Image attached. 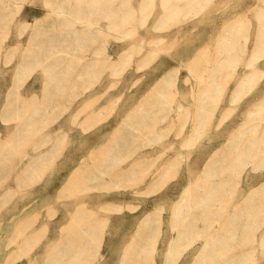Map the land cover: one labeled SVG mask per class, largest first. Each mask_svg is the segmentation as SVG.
Instances as JSON below:
<instances>
[{
  "label": "bare ground",
  "instance_id": "bare-ground-1",
  "mask_svg": "<svg viewBox=\"0 0 264 264\" xmlns=\"http://www.w3.org/2000/svg\"><path fill=\"white\" fill-rule=\"evenodd\" d=\"M16 1L17 0H0V60L3 55L2 53L5 49L4 39H2L3 30H4L3 28L6 25H9L13 21L16 11L17 14L20 11L19 7L18 9H16V11L15 8L13 7ZM46 1H47L46 8L43 11V13H41V15L32 16L34 23V24L32 23L33 24L32 26L35 25V28L32 27V29L34 28L33 29L34 31L31 32L32 35L31 34L29 35L31 37H28L30 40H28L26 43V45L28 44L27 45L28 47H26L25 50L26 54L23 57L21 56L22 58L15 65V70L17 75L23 74L24 71L27 69V67L33 64L35 65V67L41 68V71L43 70L45 75L62 74L66 72L70 74L90 75L95 72H103V70L109 66H111L112 68L120 64L125 59L128 53L127 50L119 54L111 50H106L105 51L106 53L104 52L105 54H103L99 49V47L95 46L96 44L92 45L91 43H89L90 40L88 41V38L93 37L95 33L100 32V30L104 26L102 24L103 22L102 20H104L105 18L108 19L109 24H113L115 22L118 23L123 21H130L131 18L134 19L135 17H137L136 16L137 9L133 8L135 0H126L125 7H124V3H119L116 5L115 2H111L109 6L108 4L106 6H97L98 2L100 1L103 2V0H46ZM148 1L149 0H139L138 3L140 9L143 8V6ZM160 1H161V5L164 6V10H163L164 13L162 11L163 15H161L160 18H164L165 16H167L171 10H174V8L178 9L179 6H183V5L185 6L186 4L192 2V0H175V2H172L174 0H160ZM92 5L94 6V8H91ZM96 12L98 13V16H96ZM72 14L75 15L76 17H79L80 19L79 20L80 22H78L79 24L71 17ZM245 18L246 17H244L242 23H244L246 19H247L246 23H249L248 18L246 19ZM29 21H30L29 19H25V24L23 23L25 27L29 25L28 24ZM235 21L232 24H230L229 33L227 34L223 33L225 36L217 42L216 49L214 50V52L212 51V49L205 47L208 49L204 50L205 48H203L204 51L200 50L199 53L196 52L197 54L195 55V57H192L193 59H191V61L189 60L190 62L188 63L192 71V74L197 79V85L200 86L199 87L200 89L196 94V98L193 104L184 105L182 103L179 104L177 103V105H175L174 97H176V95L175 93H174L175 96L172 97L171 95L173 93L172 86L174 88L176 84V80L174 78V72L173 73L171 71L163 72L160 75H157V78L154 80V82L150 84L149 90L145 92V94L142 95V97L139 98L138 101H136L137 103L132 105L125 112V115H123L118 120V123L116 124L112 132L109 135L105 134L107 137L103 138V136L105 135L102 134L101 137L102 139L98 144L87 147V149L84 148L85 150L82 148L83 146H81L80 148L76 147L74 149L75 152H78L79 149H83V151L81 152L79 151L80 154L78 156V160L75 161L76 163L74 164V167L68 173L67 178L63 183V186H61L62 189L60 190V193L61 192L63 193V191L66 190L67 191L74 190V193L76 194L75 196H72L73 198L71 200H66L65 202H63L64 206L62 207L63 208L62 215L58 219V221H63V223L60 224L58 222L59 231H60L58 240L56 242V245H54V247L52 246L53 248L47 254V257L44 261L45 264H79V263L84 264L85 262L86 264L90 263V261L92 260L90 256V254L92 253L91 250L93 249V245L96 244L95 243V235L97 233L96 231L98 230V228L103 227L106 224L103 223L109 218V215L111 216L110 213L108 216H106V214L103 215V213L101 214L100 212L95 211L93 209V205L97 202L95 200H98L99 202V199L102 197L103 198L102 201H104V203H102L100 206H102V208L106 210L108 209V210H113L114 213L116 212V218L120 221V219H124V218L126 219V217L122 215L123 213H121V211H123V208L124 207L126 208V206L122 203H116L115 200L117 193L119 192L136 193L137 185H139V183L141 184L142 182L147 183L148 181L149 182L154 181V183L151 182L152 185L151 187H149L151 189H154L153 186L155 185V183L159 180V178L162 179V177L158 178L159 175H162L163 177H165V175L167 174L170 175L169 165H172L174 161L171 160L172 157L170 156V154L169 157H166V159L163 160L162 162L165 165L168 164L167 167L163 165L156 167L155 163L157 162L156 161L152 162L149 159L154 153L157 152L163 155V153L167 149L166 147L168 146L169 148V144L163 146L162 148H158L157 146H154L149 150H145V152L142 154L141 152L127 153L125 151V148L128 145L135 143L136 140H139V138L141 137L144 139L146 135H147L146 138L148 137L149 143L152 144L153 140H155L156 133L162 127L161 126L162 124L160 125V123L164 120H168V118L171 115L172 117L169 119V122H173L174 120L177 121V119L179 118V120L183 123L182 124L183 127L187 126V124L190 122V121L188 122L187 115L190 113L189 111L190 108H192V106H194L195 108L196 120L193 125L194 126L193 130L192 129L191 130L193 132L194 131L199 132L201 128L203 127L205 128L206 125L210 124L211 119L214 116V113L225 94L226 88L229 86L230 82L233 81V79H235V84L233 88L234 90L230 94L231 100H238L240 98L241 91H243L244 89H250L254 85L256 81L254 82L255 79L253 76L255 72H257L259 69L258 68L256 70L255 68L258 67L257 66L258 60L262 55V53L264 52V44L260 45V38L264 39V31H263L264 26L262 28V31H260L258 35L259 40L254 46L255 49L251 53V57L249 58V61L244 63L243 61L241 62L242 64L246 63L245 64L246 66H251L256 71L252 73L251 70L249 71L247 68H244L240 72L237 70L236 65L239 61H241L240 59L244 60L242 57H244V55L247 54V51L249 49L246 47L247 46L246 42L243 43L240 41L239 38L240 36H242L241 35L242 32L238 31ZM68 25H72L70 28L71 30L61 31L59 33L60 34L59 36L61 38L58 39L56 43L61 44L63 42H67L68 44H70V46L71 44H73L76 48L79 49L78 53H72L71 51L66 49L65 53H57V54L55 53L51 57L43 58V56L41 55L42 49L40 44H42L41 42H43L44 38L43 37L41 38V32H43L47 28L48 30H50L53 27L60 30V28L63 29ZM24 30L22 29V32L19 33L20 36H22ZM19 31H21V29ZM50 36L57 37L55 34L53 35L49 34L48 37ZM68 36L73 37L71 41H66L67 40L66 37ZM4 38L7 39L6 37ZM255 40L254 42H256ZM17 46L19 45L17 44ZM103 46L106 47V44H104ZM9 48L11 49V46ZM251 51L252 50H250V52ZM7 52H5V56ZM23 52L24 51H22V53ZM10 54L11 53H8L7 55ZM115 54H117L116 57H114ZM10 60L11 57L7 58L5 62L8 63ZM226 67H232V70L230 73H228L230 77H228V79H226L225 81L223 80L224 77L221 78L222 76L221 77L219 76L222 74L221 71H223V69ZM70 80H72V78H70ZM188 80L189 79H187L186 81L188 82ZM257 83H259V80ZM127 87L128 86H126V88ZM98 89H100V87ZM78 90L80 91V89ZM18 92H20V90ZM18 92L16 96H13L12 92L9 91L6 97V101H4L5 102L4 109H6L9 112H13L15 117V123L12 129V133L11 134L8 133L7 137L8 135L10 136V138L8 137L9 139H14V138L25 139L28 137H31V139H33L32 137H36V136L40 137L38 141V145L36 146L37 151L35 152L34 155L31 156L28 163H26L30 167H39L42 163L46 161V159L49 157V155L52 153V151L55 148V145L51 144V142L49 144L48 141H51V139L56 138L54 137V135H57L56 139H61L62 137L60 136L59 138L58 134L60 135L66 134L67 130L65 127H67L66 126L67 123L72 118L75 120V122H77L79 116H84V119H86V117L88 119L91 118L90 120L91 122L90 121L88 122L92 123L93 121L92 117H95V114L98 113L97 111L100 110L99 109L96 111L94 106V104L96 103H93L94 100L101 99L96 94L98 93V91H94L96 93L93 94L92 93L84 94V92H81V95L84 97L79 102H77L76 104L74 103L75 105L73 104V102L72 103L69 102V105H67L61 111V115H63V117H61L62 118L61 121L59 120L60 123L56 126L54 124L55 127H52L51 129L44 130L43 120L46 114L44 110L45 107L49 104V102L53 100H61L65 98L69 99V97H71L75 92L73 90H67L63 87L51 88L48 87V85L44 88V91L43 93H41V95L38 93H34L29 99H27L28 97L26 99L25 97L24 98L21 97L22 95L18 94ZM95 94L97 95L95 97L96 99L95 98L93 99L92 96H94ZM102 94H105V92ZM105 95H103V98ZM172 98L174 99V104ZM176 98H178V96ZM109 102L110 103L108 104V106H110V104L113 103V101H109ZM254 108H251L252 110L247 112L246 117H244L243 121L237 126V128L234 129L232 132H230L228 138H226L227 140L224 143H222V145L220 144L221 147L219 149L217 148L218 150L216 151L215 150L213 152L211 151V154L204 161L202 168L200 169L196 178L192 179L187 184V186L184 187V189L178 195L177 199L174 201L175 203L173 204L175 205L171 209L172 210L171 214H169L170 235L168 234L169 237L165 239L166 240L164 242L165 246H163V248H160L159 246V241L164 240V235H163L164 229L161 228L162 227L161 218L157 219L155 217V213L156 211H158L157 210L158 208L155 207L154 210H145L144 214L139 218L138 224H136L137 227L135 226V231L137 230L136 233L134 232V235H132L133 238L122 249L120 261L118 260L119 262H121V264H157V257H158L157 255L159 253L162 254L163 264H231L233 262H238L239 264L243 260H245V262L253 261V264H258L259 262L260 264H264V191H263L264 182H262L260 186V179H259V182H255V184L249 185V187H247L245 190H241L238 188L239 183H241L242 178L244 177V172L247 171L245 170V167L247 165L250 166V171L251 170L254 172L260 171V155H263L260 154V147L262 146L260 145V135H261L260 124L262 123V122L260 123L261 121L260 103L257 104L256 107ZM76 118L78 119L76 120ZM84 119H82V121H85ZM13 120L11 122H13ZM179 120L177 121V124L178 122L181 124ZM94 121H96V118ZM78 123L77 125L79 126ZM86 123L83 124L86 125ZM89 123L87 125L90 126L95 122L92 124ZM73 124L76 125L75 123ZM174 124L175 123H173V125ZM82 126L83 125H81V127ZM172 127H175V125ZM172 127L170 129H172ZM205 129H203V131ZM169 132L168 134H170ZM188 134H192V133H188ZM203 134H201V136ZM78 138L79 137H77V139ZM5 140L6 139L3 140L4 141L3 143H5ZM262 140H263L262 147H264V137ZM84 141L86 140L84 139ZM183 142L184 141H182V143ZM84 145H86V143ZM42 146L45 147L47 146V147L41 148ZM5 148L6 147L3 148L4 150L0 151V166L3 165L2 164L4 161L3 156L7 155V152L2 154L4 151H6ZM62 150L63 149L61 148V151L59 152L61 153ZM84 151H86L87 153ZM179 152L182 153L181 151H178L177 153ZM186 152L188 153L189 151ZM167 153H169V151ZM159 158L163 159L164 157H159ZM173 159H175V157H173ZM183 161L184 159L182 158L179 161V163L182 164L184 163ZM144 164H146L147 172L149 170L148 173H150V175H148L147 173L148 177L147 176L144 177L146 173L144 175L139 174L141 172L143 173V169L145 168V167L143 168ZM160 167H164L162 168L164 171L161 170L163 172L162 174L160 173L157 176L158 178L157 179L156 174L159 171ZM173 170L176 169L173 168ZM93 180H97V182L93 183L92 182ZM111 181L116 182L118 186H123L125 189L116 192L114 191L112 196H106L105 193L93 194L95 189L92 190L93 193L90 194L92 187L101 186L100 183L105 185ZM253 182L254 181H251V183ZM98 189L99 188H97V190ZM156 190L157 189H155V191ZM74 193L71 194L74 195ZM0 195L2 194L0 193ZM69 195L70 194H68V196L66 197L69 198L70 197ZM94 198L95 200H93ZM37 201L39 200L38 197L36 196L33 197L32 200H30L26 204L22 203L24 207L23 209L20 208L21 211H25L27 210V208L30 207H35ZM12 206H14V204ZM16 206H18V204ZM98 206L99 205H97V207ZM25 212L27 213V211ZM8 213H6L7 215H4L7 216V218H8ZM2 215L3 214L1 213V216ZM34 216L36 217V215ZM34 216L32 215L31 221H33L32 219L35 218ZM160 216H162V214ZM36 218L38 219V217ZM132 219H135L134 215L129 217V219L127 218L128 221H131ZM254 221H257L259 224H255ZM8 222L9 220L7 221V223ZM34 223L35 222L33 221V224ZM19 225H17L19 228L18 230L16 228L15 231L16 234L17 231H19V229L24 224L22 223L21 227ZM30 225L33 226L31 223ZM30 225L29 227H31ZM23 227L22 229H24ZM46 228L45 230L48 231ZM26 230L27 229H25L24 231ZM259 230L261 231L260 241L257 239ZM13 234L14 233H12L10 236L12 237ZM20 234H22L23 236L24 233L21 232ZM34 234L35 233H33L30 238L34 239L35 238ZM161 234H162V238H160ZM250 236L252 237V240L247 239V237ZM30 238H26L25 240L19 242L18 246L15 242L16 239H12V240L10 239L7 242V244L15 242L16 246L18 247V248L16 247L17 252H19L20 250L25 249L29 245ZM110 241L112 242V240ZM100 242L98 247L101 248L100 245H102V242L101 243ZM241 244L242 245L245 244L244 248L242 247L235 248L234 246V245L241 246ZM249 244L254 246L253 251H257L256 246L260 244L261 247L260 258H256L255 256H249V257L247 256L249 249L246 247ZM4 246H7L5 245V242H4ZM99 249L97 250L99 251ZM117 250L115 251L117 252ZM10 251H12V249ZM12 252L13 253L10 255H12L13 258V254L14 252L16 253V251L13 250ZM186 252L187 254L185 256ZM189 253H192L190 254L191 257L187 258V255ZM10 255H8V257H10ZM9 261L11 263L13 262V260L11 261V259H9ZM118 261L116 260L115 263Z\"/></svg>",
  "mask_w": 264,
  "mask_h": 264
},
{
  "label": "rangeland",
  "instance_id": "rangeland-1",
  "mask_svg": "<svg viewBox=\"0 0 264 264\" xmlns=\"http://www.w3.org/2000/svg\"><path fill=\"white\" fill-rule=\"evenodd\" d=\"M46 2V0H17L13 7L15 8V11L19 7V13L17 14L16 11L13 21L9 24L10 26L6 25V28H3L4 30L1 29L3 30L2 39H4L5 49L2 53L3 55L0 60V151L4 150L3 148L6 147V151H4L2 154L7 152V155H2L4 161L2 163L3 165L0 166V193L2 194L0 195V209H2L0 210V224L4 222L0 225V264H14V261L15 264H45L44 261L47 257V254L54 247V245H56V242L58 240V236L60 233L58 224L63 223V221H58V219L62 215V207L64 206L63 202H65L66 200H71L73 198L72 196H75L76 194L74 193V190H68L69 192L66 190L63 191V193H60V190L62 189L61 186H63V183L65 182L68 173L74 167V164L76 163L75 161L78 160L80 152L83 151L84 148L87 149V147L98 144L102 139V134L109 135L118 123V120L123 115H125V112L132 105L137 103L136 101H138L139 98H141L142 95L145 94V92L149 90L150 84L154 82V80L157 78V75H160L163 72H174L176 87L174 86L173 88L172 86L173 93L171 95L172 97L175 95L176 97L178 96V98L174 97L175 105H177V103H182L184 105L193 104L196 98V94L200 89V86L197 85V79L193 76L188 62H190L191 59H193L192 57H195V55L197 54L196 52L199 53L200 50L204 51L209 48L212 49V51L214 52V50L216 49L217 42L225 36L224 34L229 33L230 24H232L236 19L235 23L238 28V31L242 32V36H240L239 39L243 43L246 42V47L249 49L247 51V54L242 57L244 60L240 59L241 61L237 63L236 68L240 72L244 68H247L249 71L251 70L252 73H254L259 68L257 71L258 73L255 72L253 76L255 79L254 82L256 81L254 85L250 89H244L243 91H241L242 97L240 95V98L238 100H231L230 94L231 92H233L235 84V79H233V81L230 82L229 86L226 88L225 94L222 100L220 101L219 106L217 107L210 124L206 125L207 127L205 126L207 130L203 127L199 132L192 131L194 127V122L196 120L195 108L194 106H192L189 111L190 113L187 115L188 122H190L187 124V126H185L186 128L183 127V123L179 120V118L177 119V121L179 120L181 124L179 122L177 124L176 120H174L173 122H169V119L172 117L171 115L168 120H164L165 123L164 121H162L163 123H160V125L162 124V127L156 133L155 140H153L152 144L149 143L148 137L146 138V135L144 139L141 137L139 138V140H136L135 143L130 144L125 148V151L127 153L141 152L142 154L145 152V150H149L154 146L162 148L163 146L169 144V148H171L172 146L173 147L169 149L167 146L166 148L168 150L166 149V151L164 152L165 154L163 153L162 155L157 152L158 154L154 153L149 159L152 162H157L155 163L156 167H159L161 165L167 167L168 164L165 165L162 162L166 159V157H169V154L172 157L171 160H174L172 165H169V174L172 176L168 174L165 175V177L159 175L160 173L162 174V172L164 171L162 169L164 167L159 168V171L156 174V178L159 175L158 178L162 177V179L159 178V180L153 186L154 189L149 188L151 187L152 183H154V181H151L152 183L148 181L147 183H139V185H137L136 193H117L115 201L116 203H122L126 206V208L124 207L123 211H121V213H123L122 215L126 217V219H120L119 221L116 218V212L114 213L113 210H106L102 208V206H100L102 203H104V201H102V197L99 199V202L98 200H95V198L93 199L97 201L93 205V209L95 211L100 212L101 214L103 213V215L106 214V216H108L110 213L111 216L109 215V218L103 223L106 224L103 227L98 228V230L96 231V244L93 245V249L91 250L92 253L90 254L92 260L88 264H107V262L108 264H113L116 260L120 261L122 249L133 238L132 235H134V232L136 233L137 231H135V226L136 224H138L139 218L144 214L145 210H154L155 207L158 208H156L158 211H156L155 217L157 219L161 218V228L164 229V240L159 241L160 248H163V246H165V239L169 237L168 234L170 235L169 214H171V209L175 205L173 204L175 203L174 201L177 199L178 195L181 193L184 187L187 186V184L192 179L196 178L200 169L202 168L204 161L211 154V151L213 152L214 150H218L221 147L222 143L227 140L226 138H228L230 132L236 129L237 126L243 121L244 117H246L247 115V112L252 110L251 108L256 107V105L259 103L261 117L260 123L262 122L260 124V145L263 146L262 139L264 137V52L258 60V67L255 68L256 70H254V68H252L251 66H246V63L242 64L241 62L243 61L244 63L249 61L251 53L255 49L254 46L259 40L258 35L260 31H262V28L264 26V0H192L191 3L186 4L185 6H179L178 9L174 8V10H171L170 13L164 18H160L161 15H163L164 13V6L161 5L160 0H149L141 9L138 3L139 0H135L133 8L137 9V17H135L134 19L131 18L130 21L118 22L119 25L116 22L113 24H109L108 19L105 18L104 20H102L103 22L101 21L104 26L100 30V32L95 33L93 37L88 38V41L90 40L89 43H91L92 45L96 44L95 46H98L103 54L106 53V50H111L113 52H116L117 54L125 52L127 50L128 53L125 59L120 64L112 68L111 66H109L110 69L109 67H107L103 70V72H95L90 75L70 74L68 72L62 74L45 75L43 70L41 71V68L35 67V65L33 64L29 65L23 74L17 75L15 65L26 54L25 50L26 47H28V44L26 45V43L28 40H30L28 37H31L29 35L31 34V32L34 31L33 29L35 28V25L32 26L34 24L32 16L41 15V13H43L46 8ZM111 2H115L116 5L119 3H124V7L126 5V0H103V2H98L97 6H106L107 4L109 6ZM172 2H175V0ZM91 8H94V6L92 5ZM243 15L244 17L248 18L249 23H246V18L244 23H242L244 20ZM96 16H98L97 12ZM71 17L77 23L80 22L79 17H76L73 14ZM25 19L30 20L28 23L29 25L26 27L24 25ZM71 26L72 25H68L63 29L60 28V30L55 27L51 28L50 30H48L47 28L46 30L41 32V38H44L43 42H41L42 44H40L42 49L41 55L43 56V58L51 57L55 53H65L66 49H68L72 53H78L79 49L76 48L73 44H71L70 46V44H68L67 42H63L61 44L56 43V41L61 38L59 36V33L61 31L71 30ZM32 27L34 28L32 29ZM20 29L21 31H19ZM22 29L25 30L22 36H20L19 33L22 32ZM133 32L135 33V35ZM49 34H55L57 37H48ZM102 34L103 36H105L103 37ZM4 37H6L7 39H5ZM66 38V41H71L73 37L68 36ZM254 40L256 42H254ZM17 44L19 46H17ZM104 44H106V47L103 46ZM263 44L264 39L260 38V45ZM14 45H16L17 47ZM10 46L11 49L9 48ZM203 48L205 49L203 50ZM250 50L252 51L250 52ZM22 51L24 52L22 53ZM5 52H7V54H11H6L5 56ZM117 54H115L114 57H116ZM9 57H11V60L6 63L5 61ZM231 70L232 67L224 68L223 71H221L222 74L219 77H224L223 80L226 81V79L230 77L228 73H230ZM185 76L190 81L188 80L187 82ZM70 78H72L73 81L70 80ZM258 80L259 83H257ZM47 85L51 88L63 87L67 90H73L75 93H73V95L69 97V99L65 98L49 102V104L45 107L44 110L46 113L45 118L43 120L44 130L51 129L52 127H55L60 123L62 119L61 117H63V115H61V111L67 105H69V102H73V104L79 102L84 97L81 95V92H84V94H93L96 93L94 91H98V93L96 94L101 99L94 100L93 103L97 104H94L95 110L97 111L100 109L99 111L101 112L97 111L99 114L97 113L95 114V117H92L93 121L96 118V121H94L95 123L92 121V123L94 124L88 122L91 120L90 117V119L86 117V119H88L86 120L84 119V116H79V119L76 118V120L78 119L77 122H75V120L72 118L67 123V127H65L67 130V136L66 134H58L59 138L60 136L62 138L56 139L57 135H54V137L56 138H53L51 139V141H48L49 144L50 142L51 144H54L55 148L49 155V157L46 159V164L44 162L39 167H30L26 163H28L31 156L34 155L37 151L36 146L38 145L40 137H32L33 139H31V137L25 139H9L10 136L8 135V138L7 134L12 133V129L15 123V117L13 112H9L4 109V101H6V97L9 91L12 92L13 96H16L17 92L20 90L18 94H21L22 96H20L23 98L25 97V99L27 97V99H29L34 93H38L41 95ZM77 86L80 91L77 89ZM126 86L128 87L126 88ZM99 87L100 89H98ZM104 92L106 95L102 94ZM96 94L92 96L93 99L97 96ZM103 95H105L104 98ZM174 99L172 98L173 104ZM109 101H113V103H111L112 105L110 104V106H108V104L110 103ZM82 119H84L85 121H82ZM12 120L13 122H11ZM82 122H87L86 125L88 123L92 125H87L86 127V125ZM73 123H75L76 125L78 123L79 126H76ZM173 123H175V127H172L174 126ZM81 125L83 126L81 127ZM171 127L172 129H170ZM203 129H205V132L203 131ZM168 132L170 134H168ZM201 134L203 135L201 136ZM77 137L79 138L77 139ZM105 137L107 136H103V138ZM3 138L6 139L5 143H3ZM96 138H98L99 141ZM84 139L86 141H84ZM182 141L184 142L182 143ZM82 143H86V145ZM81 146H83V149H79L78 152L74 151L76 147L80 148ZM262 146L260 147V154H263L260 155V171L254 172L251 170V172L250 166L247 165L245 167V170L247 171L244 172V177L242 178L241 183H239L238 185L239 189L245 190L247 187H249V185L255 184V182H259V179L260 186L262 182H264V147ZM44 147L45 146H42L41 148ZM61 148L63 150L60 153L59 151H61ZM168 151L169 153H167ZM178 151H181L182 153H177ZM186 151L189 152L187 153ZM55 156L58 157L56 158ZM186 156L190 158H187ZM159 157L164 158L160 159ZM173 157H175V159H173ZM182 158L184 159V163L180 164L179 161ZM143 168V173L141 172L139 174L144 175L146 173L144 177H148L150 173H148L149 170L147 172L146 164L143 165ZM173 168L176 170H173ZM175 171L177 174L175 173ZM251 181L254 182L251 183ZM92 182L96 183L97 180H93ZM100 184L101 186L92 187L90 194H92V190L95 189L93 194L105 193L106 196H112L114 191L116 192L125 189L123 186H118L117 183L113 181L105 185L102 183ZM97 188L99 189L97 190ZM155 189L157 190L155 191ZM71 193H74V195H72ZM68 194H70L69 198L66 197L68 196ZM36 196L38 197L39 201H37L35 207L27 208V210H25L27 211V213L25 211H21V209H23L24 207L23 204H26L27 202L32 200L33 197ZM57 198H59L60 200ZM9 204L13 209L9 206ZM13 204L14 206H12ZM17 204L18 206H16ZM97 205L99 206L97 207ZM10 211H14L12 213L16 214L13 215ZM1 213L3 214L2 216ZM6 213H8V218L10 219H8L7 216H4L7 215ZM161 214L162 216H160ZM32 215H36V217H38L37 219L34 216L35 218L32 219L35 222L34 224L33 221H31ZM133 215L135 219L128 221L127 218L129 219V217ZM2 217L5 219H3ZM8 220L10 223H7ZM22 223L24 224V227L22 226ZM30 223L33 226H31ZM254 223L259 224L257 221H254ZM17 225H19L20 227L22 226L24 229H22L21 227L16 234V228L17 230L19 228ZM29 225L31 227H29ZM45 228L48 231H46ZM25 229L27 230L24 231ZM21 232H23L25 235L23 234L22 236V234H20ZM12 233H14L12 236L13 238L10 236ZM33 233L36 234H34V239L30 238ZM260 233L261 231L259 230L257 235V239L259 241ZM26 238H30L29 245L25 249L17 252L16 247L18 246L19 242L25 240ZM101 238L103 241L101 240ZM160 238H162V234L160 235ZM10 239H16L15 242L17 246L15 242L7 244ZM247 239L252 240V237H247ZM100 240L102 242V245H100L101 248L98 247ZM110 240H112V242ZM4 242L5 245H7L8 247L4 246ZM234 246L235 248H244L245 244H241V246ZM246 248L249 249V252L247 253L248 257H261L260 244L256 246L257 251H253L254 246L251 244H249ZM9 249H12V251H16V253L14 252L13 254V258L12 255H10L13 252ZM97 249H99V251ZM115 250H117L118 254ZM186 254L187 252L185 253V256ZM190 254L192 253H189V256L187 255V258L191 257ZM8 255H10L11 258L8 257ZM157 256V264H163L162 254L159 253ZM9 259H11V261L13 260V262L11 263ZM119 261L116 263L121 264V262ZM84 264H86V262ZM231 264H238V262H233ZM239 264H253V261L245 262V260H243ZM258 264H260V262Z\"/></svg>",
  "mask_w": 264,
  "mask_h": 264
}]
</instances>
